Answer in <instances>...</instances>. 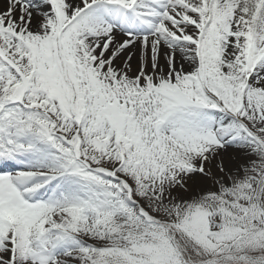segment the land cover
<instances>
[{"label":"snow or ice","instance_id":"1","mask_svg":"<svg viewBox=\"0 0 264 264\" xmlns=\"http://www.w3.org/2000/svg\"><path fill=\"white\" fill-rule=\"evenodd\" d=\"M220 11L217 0H0V264H38L33 237L71 239L170 147L230 143L216 118L248 37Z\"/></svg>","mask_w":264,"mask_h":264},{"label":"rangeland","instance_id":"2","mask_svg":"<svg viewBox=\"0 0 264 264\" xmlns=\"http://www.w3.org/2000/svg\"><path fill=\"white\" fill-rule=\"evenodd\" d=\"M239 5L236 12L250 16L253 9ZM250 41L255 46V37ZM250 58L248 51L241 81L232 84L233 110L216 118L218 123L225 116L232 125L230 143L217 148L202 140L170 147L164 156L125 177L127 187L116 206L78 222L75 230L65 233L71 239L53 244L50 237L39 242L33 237L30 254L38 264H45L44 259L48 264H192L224 254L264 255V90L248 77L243 80ZM245 100L248 108L254 105V112L245 113ZM205 135L212 139V130ZM183 186L187 192L171 193L173 187ZM172 235L188 252L174 245Z\"/></svg>","mask_w":264,"mask_h":264},{"label":"bare ground","instance_id":"3","mask_svg":"<svg viewBox=\"0 0 264 264\" xmlns=\"http://www.w3.org/2000/svg\"><path fill=\"white\" fill-rule=\"evenodd\" d=\"M239 1H241L239 6L246 7V9L249 8H256V10L250 11V16H243L240 15V13H237L235 9H232L233 5L237 4ZM217 3L219 4L220 13L223 14V9H227L225 12L227 23L228 25L235 28V25H239V20L241 21V29L235 28L237 32L247 33L250 37H248L247 44H248V51L251 52L252 58H250L248 63L249 71L244 72V74L247 75L249 80L253 83L254 87H257L258 89L264 90V48H262L259 52H256L255 48L253 46L251 47L249 44V41L252 37H255V41H257V37L264 33V0H217ZM231 11H235V17L233 18V21L228 17ZM238 20V22L236 21ZM255 30V34H249L250 30ZM255 47V46H254ZM255 53V54H253ZM243 66V65H242ZM241 65L234 66L233 69L230 70V75L234 76L235 79L232 81V84L239 83L241 81L240 78V72L242 69ZM245 75L243 77V80L245 79ZM230 98V97H229ZM247 100L244 101V110L245 113H251L254 111H251V108H254V105L251 103L250 107H247ZM228 111L233 110V106H231L230 109H225ZM185 191L187 192L188 189L186 186L183 187H173L172 188V194H180L179 191ZM252 261H260L259 258L256 259H250Z\"/></svg>","mask_w":264,"mask_h":264}]
</instances>
